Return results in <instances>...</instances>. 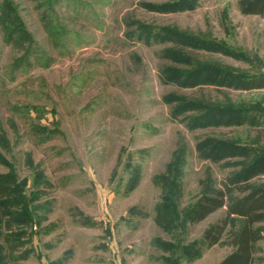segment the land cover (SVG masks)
<instances>
[{
	"label": "rangeland",
	"instance_id": "1",
	"mask_svg": "<svg viewBox=\"0 0 264 264\" xmlns=\"http://www.w3.org/2000/svg\"><path fill=\"white\" fill-rule=\"evenodd\" d=\"M11 1L33 44L10 43L0 21V176L20 193L13 209L33 219L5 225L0 264H221L232 252L224 240L192 259L177 246L201 239L226 208L168 232L156 205L175 193L182 215L207 176L223 188L264 150V89L222 85L223 74L183 87L172 74H264V15L248 14L249 0ZM175 97L243 111L196 126L189 118L203 111L178 112ZM210 139L239 150L215 160L200 149ZM258 249L264 264V240Z\"/></svg>",
	"mask_w": 264,
	"mask_h": 264
},
{
	"label": "trees",
	"instance_id": "2",
	"mask_svg": "<svg viewBox=\"0 0 264 264\" xmlns=\"http://www.w3.org/2000/svg\"><path fill=\"white\" fill-rule=\"evenodd\" d=\"M2 1L0 21L6 27L5 33L9 36L7 40L10 43L14 42L17 44L30 42L29 47L25 48L26 52L30 51L33 38L28 34L22 18L17 13L16 7L11 0ZM46 1L48 4H53L54 2V0ZM174 6L175 3H169L155 6V8L158 10H171ZM246 11L251 15H264V0H249L246 4ZM150 29L149 31L151 32ZM167 34H169L171 40L189 38L188 35L178 31L175 32L174 30L167 31ZM172 54H174L173 56L181 57V59H188L182 51L174 50ZM195 68V70L175 69L172 75L175 79L178 77V79L183 80L180 82L183 87H188L191 84L190 81H194L195 79L208 82L212 79L213 75H215V79L212 80L217 82L219 81L217 75L223 74L221 76L223 78L219 82L222 85L229 83V85L235 88L248 91L264 89V74L253 77L247 75L235 76L231 72H225L226 74H224L223 70L221 71L215 67L197 66ZM175 99L178 101L176 103L177 108L175 109L178 112H185L190 108L203 111L201 114L189 118L196 126L205 127L211 124H228L235 117H239L243 111L211 108L205 106L203 103L191 102L180 97H175ZM204 111L207 112L204 113ZM244 116L246 115L244 114ZM236 147V145H228L211 139L200 144V149L210 150L208 156H213L215 160H217L216 158L223 157L224 151H232L234 153L238 149ZM252 159L250 162L243 163L242 165L245 168L230 177L223 188L216 186L212 177L207 176L202 182L201 196L194 203L183 208L182 215L178 214L177 211L175 193L173 197L168 196L163 203L156 205V222L168 232H173L180 228L187 229L189 224L201 223L218 210L226 208L225 217L211 224L204 231L201 239L191 244L183 245L181 243L177 246L181 257L186 259L196 258L199 255V249L203 246L210 248L224 240L232 252L221 264H257L258 245L264 240V181H257L258 178L264 176V150L254 148ZM9 178L0 176V237H2L3 228L5 225L11 223L12 219L15 222L17 220L27 222L31 218L33 219V216L29 213L18 214L13 209L16 198H20V193L16 192L14 185L11 184L12 180ZM167 180L164 183L170 184ZM158 241L154 240L153 242L156 247H161V245L167 246V250L176 248L171 242ZM7 242L6 246L11 249L13 246L10 238H7Z\"/></svg>",
	"mask_w": 264,
	"mask_h": 264
}]
</instances>
